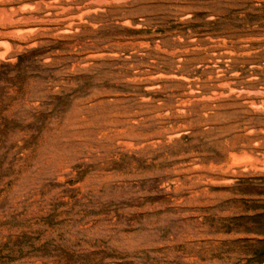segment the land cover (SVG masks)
<instances>
[{"label":"rangeland","instance_id":"obj_1","mask_svg":"<svg viewBox=\"0 0 264 264\" xmlns=\"http://www.w3.org/2000/svg\"><path fill=\"white\" fill-rule=\"evenodd\" d=\"M0 264H264V0H0Z\"/></svg>","mask_w":264,"mask_h":264}]
</instances>
